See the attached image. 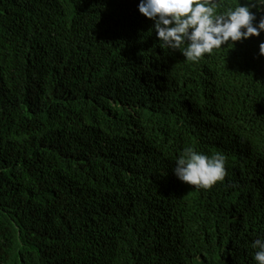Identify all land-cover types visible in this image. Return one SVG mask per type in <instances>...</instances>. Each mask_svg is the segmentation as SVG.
Returning a JSON list of instances; mask_svg holds the SVG:
<instances>
[{
    "label": "trees",
    "instance_id": "16d2710c",
    "mask_svg": "<svg viewBox=\"0 0 264 264\" xmlns=\"http://www.w3.org/2000/svg\"><path fill=\"white\" fill-rule=\"evenodd\" d=\"M138 3L0 0V264H256L264 33L193 63ZM187 147L225 181L177 179Z\"/></svg>",
    "mask_w": 264,
    "mask_h": 264
},
{
    "label": "clouds",
    "instance_id": "9594fccd",
    "mask_svg": "<svg viewBox=\"0 0 264 264\" xmlns=\"http://www.w3.org/2000/svg\"><path fill=\"white\" fill-rule=\"evenodd\" d=\"M218 0H139V13L152 21V32L160 47L179 51L189 62H199L228 44L243 42L264 33V0H238L226 11H217ZM264 56V41L258 45ZM226 159L184 149L174 161L172 171L181 182L198 189H210L227 176ZM166 175V173L164 174ZM253 260L264 264V237L252 243Z\"/></svg>",
    "mask_w": 264,
    "mask_h": 264
}]
</instances>
